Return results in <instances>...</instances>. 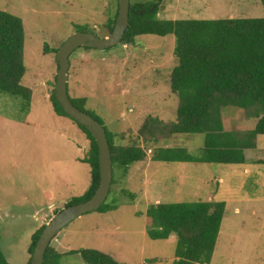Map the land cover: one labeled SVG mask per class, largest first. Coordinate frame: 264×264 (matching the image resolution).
Instances as JSON below:
<instances>
[{"label": "rangeland", "instance_id": "rangeland-1", "mask_svg": "<svg viewBox=\"0 0 264 264\" xmlns=\"http://www.w3.org/2000/svg\"><path fill=\"white\" fill-rule=\"evenodd\" d=\"M147 1L152 0H131ZM117 3L0 0V10L23 21L22 84L32 91L29 104L0 92V247L9 264H28L33 236L91 184V167L83 162L90 140L72 118L58 116L51 102L56 51L82 26L108 37L106 23ZM158 17L264 18V6L261 0H164ZM175 46L174 35H143L105 50L81 47L70 56L69 94L119 135L136 134L148 117L175 121L179 98L170 89ZM222 114L226 131L245 134L257 123L238 107L228 106ZM204 140L203 134L180 135L157 147H184L199 155ZM154 151L146 148L147 158L130 165L128 173L114 170L118 179L106 203L117 209L87 213L52 240L60 264H87L70 254L79 249L99 250L120 264H172L177 236L152 239L146 211L156 203L212 201H224L226 209L211 264H264V135L257 137L255 150L245 151V165L155 162Z\"/></svg>", "mask_w": 264, "mask_h": 264}, {"label": "trees", "instance_id": "trees-1", "mask_svg": "<svg viewBox=\"0 0 264 264\" xmlns=\"http://www.w3.org/2000/svg\"><path fill=\"white\" fill-rule=\"evenodd\" d=\"M261 3L264 6V0ZM163 8L164 0H130V25L122 44H133L143 35L175 36L177 65L170 76L171 92L179 98L175 121L164 123L159 118L148 117L136 134L119 135L110 132L98 117L77 105L69 94L77 108L105 127L112 154V186L118 179L114 170L128 173L130 165L147 158L146 148H155L152 158L155 162L245 165V151L255 150L257 137L264 135V18L165 20L158 17ZM117 16L118 3L115 14L106 23L109 35ZM87 28L82 26L79 32L92 33ZM24 49L23 21L0 10V92L22 98L29 104L32 91L22 84L27 72ZM51 94L57 115L69 117L57 101L55 87ZM81 100L86 102V99ZM228 106L247 110L250 117L257 119L254 129L245 134L226 131L222 111ZM78 126L90 140L83 162L91 167V184L82 196L70 200L65 208L90 200L100 181L97 142L85 127ZM194 134L205 136L199 155L191 154L184 147H157L174 136ZM260 163L264 164V159ZM120 171L118 175L122 174ZM126 194L135 197L127 191ZM115 209L116 205L105 202L97 211L106 213ZM225 209L224 201L152 204L146 211L153 221V228L148 232L154 240L177 236L172 264H211ZM44 228L33 236L30 255ZM53 246L48 247L44 264H60L62 255ZM70 254H79L87 264H120L111 255L95 249L73 250ZM0 264H9L1 247Z\"/></svg>", "mask_w": 264, "mask_h": 264}, {"label": "water", "instance_id": "water-1", "mask_svg": "<svg viewBox=\"0 0 264 264\" xmlns=\"http://www.w3.org/2000/svg\"><path fill=\"white\" fill-rule=\"evenodd\" d=\"M130 0H119L118 16L112 33L105 38L89 32H77L70 36L59 49L56 78V98L65 113L85 127L95 138L99 149L100 181L93 197L83 203L66 207L50 219L40 235L32 255L31 264H44L45 255L52 240L74 220L87 213L99 210L106 202L113 180L112 154L105 127L91 115L77 108L69 98L68 82L70 56L79 48L109 49L123 43L128 29Z\"/></svg>", "mask_w": 264, "mask_h": 264}, {"label": "crops", "instance_id": "crops-1", "mask_svg": "<svg viewBox=\"0 0 264 264\" xmlns=\"http://www.w3.org/2000/svg\"><path fill=\"white\" fill-rule=\"evenodd\" d=\"M59 116V115H58Z\"/></svg>", "mask_w": 264, "mask_h": 264}]
</instances>
